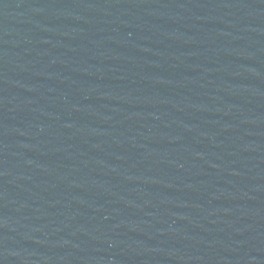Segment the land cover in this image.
<instances>
[{
  "label": "water",
  "instance_id": "1",
  "mask_svg": "<svg viewBox=\"0 0 264 264\" xmlns=\"http://www.w3.org/2000/svg\"><path fill=\"white\" fill-rule=\"evenodd\" d=\"M0 264H264V0H0Z\"/></svg>",
  "mask_w": 264,
  "mask_h": 264
}]
</instances>
